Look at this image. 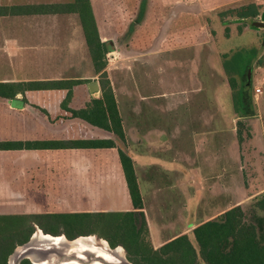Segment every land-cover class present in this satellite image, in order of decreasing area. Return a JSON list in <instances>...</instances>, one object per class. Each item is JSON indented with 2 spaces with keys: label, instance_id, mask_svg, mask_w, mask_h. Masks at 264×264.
Here are the masks:
<instances>
[{
  "label": "rangeland",
  "instance_id": "1",
  "mask_svg": "<svg viewBox=\"0 0 264 264\" xmlns=\"http://www.w3.org/2000/svg\"><path fill=\"white\" fill-rule=\"evenodd\" d=\"M184 1L187 0H121V3L119 0H99L107 14L102 18L104 34L122 48L107 54L106 73L119 100L125 124L129 126L137 118L142 123L147 122L149 127L165 126L167 134L163 141L170 150L164 149L163 155L170 159L173 153H178L184 165L194 162L198 174L204 177L205 189L202 188L200 205L195 212L187 210L186 215H194L196 223L214 215L223 204L224 188L221 185L227 184V194L232 193L231 205H240L245 219L259 224L264 218V94L260 95L257 105L254 92L255 86L264 84L263 33L242 22L237 13L242 6L253 2H259L257 4L264 9V0H237L221 9L203 11L207 10L206 5L225 1L208 0L207 4H196L201 8L200 14L186 7L192 5V0ZM174 4L180 7L175 8ZM116 8H124L120 18L112 17ZM249 19L258 20L260 15ZM115 31H120V39ZM198 38L201 42L198 50L185 47ZM45 52L56 54L58 50ZM193 58L195 64L191 63ZM82 62L81 67L74 65L66 71L72 70L71 73L76 75L92 69L91 63ZM47 64L48 68L30 65L26 74L43 73L41 70L61 72V66H55L51 61ZM192 68L200 84L196 83V77L192 79ZM247 77L251 82V86H245L250 91L249 100L240 93ZM135 108L137 114H134ZM258 110L261 117L257 115ZM145 112L151 114L145 115ZM176 121L179 125L175 129ZM219 173L222 178H216ZM151 180L160 192L153 195L147 191L145 196L149 203L151 197H161L166 203L176 190L184 195L187 190L194 192L187 178L185 185L172 190L169 188L173 181L171 177L150 178L149 173L142 174L143 189L146 185L151 186ZM215 187L218 192H212ZM115 190L121 195L120 188ZM42 197L50 202V205L43 203L44 210L65 209L63 195ZM32 223L35 231L31 237H36L40 230L52 235L44 232L34 219ZM262 226L259 225L260 233L264 232ZM103 229L101 224L95 225V233L87 236L105 239L101 235ZM179 229L176 226L170 232ZM14 258L15 255L11 264ZM197 264L207 263L198 256Z\"/></svg>",
  "mask_w": 264,
  "mask_h": 264
},
{
  "label": "crops",
  "instance_id": "2",
  "mask_svg": "<svg viewBox=\"0 0 264 264\" xmlns=\"http://www.w3.org/2000/svg\"><path fill=\"white\" fill-rule=\"evenodd\" d=\"M74 1L0 0V82H23L27 86L14 98L0 96V142L16 141L23 144L21 148L0 149V215L30 214L35 217L36 214L49 212L128 211L132 209L118 152L120 142L110 132L74 116L71 111V109L79 110L86 107L93 97L100 95V74L94 68L79 13L26 12L24 10L26 6H48ZM119 1L121 3V0ZM187 1L190 2V0ZM207 1L205 3L203 0H192V5L188 4L186 7H191L194 13L200 14L201 8L196 4H207ZM235 1L237 0H225L210 4L209 7L206 5L207 10L203 9V11L221 9L223 5ZM91 2L100 37L109 47L107 54L121 50L122 48L114 43L113 38H107L104 34L102 18L107 17V14L105 15L106 11L103 10V6L99 4V0L96 3L93 0ZM174 7L179 8L180 6L174 4ZM118 9L120 8L112 12V17L120 18L124 8L123 10ZM263 10L261 9V13ZM242 22L250 25L246 19ZM199 30L200 27L197 31L198 35ZM115 33L119 34L118 39H120V31H115ZM200 45L198 38L197 41L185 47L197 49ZM54 49L58 50L56 54L45 52ZM262 55L263 53L260 56ZM195 58L197 63V57ZM195 58L191 63L195 64ZM50 61L55 66H61V72L50 73L48 70H41L43 73L26 74V68L30 65L48 68L47 63L50 64ZM82 61L91 63L92 69L76 75L71 73L72 70L66 71L74 65L81 67ZM192 69V79L195 80L196 76ZM61 79H85L86 81L74 85L71 92L68 89H28V83L31 81ZM196 83L200 84L198 76ZM196 89L199 90V88ZM14 99L22 101V106L19 108L12 106L11 101ZM119 110L123 117L120 106ZM159 110L163 112L162 108ZM134 111V114H137L136 108ZM149 114L151 112H145V115ZM178 125L176 121L175 129ZM147 126V122L142 123L137 118L129 126L124 121L127 137L126 150L134 160L152 241L158 248L183 233H188L192 238L193 228L203 222L196 223L194 215L191 214L192 218L190 213L186 215L185 212L187 210L195 212L200 205L204 177L198 174V167L194 166V162L191 161L190 165L188 163L184 165L178 153H173L170 159L163 155L166 153L164 149L170 150L163 141V137L167 134L165 126ZM83 138H113L117 146L41 148L28 145L41 141H67ZM146 173L150 174V178H159L163 175L171 177L173 181L169 188L172 190L178 185H185L184 179L187 178L194 192L187 190L184 195L176 190L177 192L173 191L174 195L171 193L172 197L166 203L160 199L161 197L159 199L151 197V203H149L145 196L147 191L157 195L160 189L154 188L155 184L152 180L150 181L151 186L146 185L143 189L140 180L142 174ZM225 173L224 171L226 176ZM222 176V173H219L216 178H222ZM221 186L224 188V195L221 197L223 204L218 206L214 215L204 221L219 216L233 207L231 205L232 193L227 194V184ZM147 187H152V189H147ZM117 188L121 189V195L115 190ZM212 192H218V189L215 187ZM58 194L64 196L65 209L61 211L44 210L43 203L50 205V202L44 201L42 196ZM186 198L187 201H185ZM94 205L102 206V208ZM104 205L107 207H103ZM176 226L180 229L171 233L170 229Z\"/></svg>",
  "mask_w": 264,
  "mask_h": 264
},
{
  "label": "trees",
  "instance_id": "3",
  "mask_svg": "<svg viewBox=\"0 0 264 264\" xmlns=\"http://www.w3.org/2000/svg\"><path fill=\"white\" fill-rule=\"evenodd\" d=\"M26 12H76L79 13L84 33L92 57V62L100 80V95L93 97L86 107L71 109L76 117L110 132L120 142L118 147L121 166L124 172L132 209L128 211L104 212H49L36 214L0 215V264H9V257L17 246L27 243L35 231L32 223L46 233L64 234L69 239L95 233V225L103 226L101 235L111 247L122 245L128 258L134 264H197L200 256L207 264H264V218L259 224L245 219L240 205H235L221 215L203 221L188 233L165 242L155 248L144 211V201L136 174L134 160L127 152V137L123 117L115 90L106 73V56L109 47L102 41L91 0H75L67 4L26 6ZM261 13V4L255 2L238 10L239 19L255 18ZM243 21V20H242ZM85 79H61L50 81H31L29 90L68 89L85 82ZM242 85L240 93L246 86ZM23 82H0V96L14 98L25 90ZM246 88V87H245ZM113 138H83L72 140H51L29 143V147L41 148H107L116 147ZM21 142H0V149L22 147ZM263 229V228H262ZM21 264H33L24 258Z\"/></svg>",
  "mask_w": 264,
  "mask_h": 264
},
{
  "label": "bare ground",
  "instance_id": "4",
  "mask_svg": "<svg viewBox=\"0 0 264 264\" xmlns=\"http://www.w3.org/2000/svg\"><path fill=\"white\" fill-rule=\"evenodd\" d=\"M16 249L13 264H18L24 254H30L33 258L37 254L42 255L43 258H35L37 264H128L122 246L112 249L107 240L96 235L69 240L64 235L52 236L40 230L30 243Z\"/></svg>",
  "mask_w": 264,
  "mask_h": 264
},
{
  "label": "water",
  "instance_id": "5",
  "mask_svg": "<svg viewBox=\"0 0 264 264\" xmlns=\"http://www.w3.org/2000/svg\"><path fill=\"white\" fill-rule=\"evenodd\" d=\"M246 21H247L251 26H255V27H263V28H264V10L262 11V13H261V15H260V20L247 19ZM263 48H264V39H263V42H262V50H263ZM11 104H12V106L19 108V107L22 106V101H20V100H18V99H14V100L11 101ZM52 236H54V235H52ZM32 238H33V236H32L31 239H30L27 243H25V244L30 243V242L32 241ZM25 244H22V245H25ZM109 246H110V245H109ZM117 247H118V246H117ZM117 247H116V248H117ZM110 248H112V247L110 246ZM112 249H115V248H112ZM16 253H17V249H15L14 252L10 255V257H9V264H10V260H11L12 256L15 255ZM45 253H46V252H44L43 254H45ZM35 254H37V253H35ZM38 257L43 258L42 255L37 254V255L35 256V258L38 259ZM24 258H29V259H31V261H32L34 264H37V263H36V259L33 258L30 254H24L23 256H21V257L19 258V260H18V264H21V261H22ZM125 260H126V262H127L128 264H134L133 262H131V261L127 258L126 255H125Z\"/></svg>",
  "mask_w": 264,
  "mask_h": 264
},
{
  "label": "flooded vegetation",
  "instance_id": "6",
  "mask_svg": "<svg viewBox=\"0 0 264 264\" xmlns=\"http://www.w3.org/2000/svg\"><path fill=\"white\" fill-rule=\"evenodd\" d=\"M254 28H257V29H260L261 31H262V33H263V39H264V28L263 27H255L254 26ZM263 42V41H262ZM250 64H252V62L250 63ZM249 66H251V65H249ZM250 72H248V75L247 76H249L250 77ZM247 79H248V77H247ZM246 84L247 85H250L251 86V82H250V80L248 79V80H246ZM244 85V84H243ZM241 94H242V97L245 99H247V100H249L250 99V91H249V89H246V88H244L243 89V91L241 92ZM251 102H249V104H250Z\"/></svg>",
  "mask_w": 264,
  "mask_h": 264
},
{
  "label": "built area",
  "instance_id": "7",
  "mask_svg": "<svg viewBox=\"0 0 264 264\" xmlns=\"http://www.w3.org/2000/svg\"><path fill=\"white\" fill-rule=\"evenodd\" d=\"M263 85L262 86H255L254 97H255V102L257 103V105H259L260 95L264 94V86ZM258 111H259V113L257 115H259L261 117L260 110H258Z\"/></svg>",
  "mask_w": 264,
  "mask_h": 264
}]
</instances>
